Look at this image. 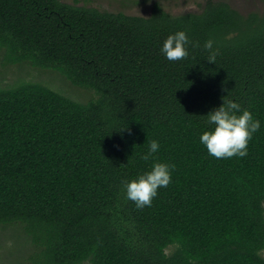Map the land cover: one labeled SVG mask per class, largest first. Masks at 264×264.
<instances>
[{
    "label": "trees",
    "instance_id": "16d2710c",
    "mask_svg": "<svg viewBox=\"0 0 264 264\" xmlns=\"http://www.w3.org/2000/svg\"><path fill=\"white\" fill-rule=\"evenodd\" d=\"M177 31L198 47L169 62L160 49ZM0 55L96 93L82 102L40 82L0 86V225L25 229L22 264H264V8L205 0L174 14L156 1L143 16L0 0ZM222 98L260 121L243 158L200 143ZM157 162L175 165L172 182L137 209L125 181Z\"/></svg>",
    "mask_w": 264,
    "mask_h": 264
},
{
    "label": "clouds",
    "instance_id": "9594fccd",
    "mask_svg": "<svg viewBox=\"0 0 264 264\" xmlns=\"http://www.w3.org/2000/svg\"><path fill=\"white\" fill-rule=\"evenodd\" d=\"M190 46L198 47L185 31H177L167 36L160 51L169 62H178L188 58ZM204 48L209 52L207 61L215 63L218 51L213 50V42L206 41ZM222 100L219 107L206 115L207 124L214 127L200 135V143L210 156L217 159L243 158L248 154L249 141L260 130V121L254 119L250 111L242 109L235 100ZM159 149L160 143L151 141L148 152L142 158L148 161ZM174 169L173 164L157 162L150 171L136 179L125 181L126 199L134 202L137 209L151 207L153 199L158 195V189L166 188L172 182Z\"/></svg>",
    "mask_w": 264,
    "mask_h": 264
},
{
    "label": "rangeland",
    "instance_id": "374dc122",
    "mask_svg": "<svg viewBox=\"0 0 264 264\" xmlns=\"http://www.w3.org/2000/svg\"><path fill=\"white\" fill-rule=\"evenodd\" d=\"M97 7L101 10L124 12L147 16L156 1H161L166 10L178 14L188 11H200L205 0H62ZM241 13L263 11L264 0H224ZM0 55V86L8 87L21 81L40 82L75 100L90 101L96 97L94 90L74 85L60 71L52 68L32 67L26 63L8 64ZM8 226V225H5ZM31 252V246L20 226L4 227L0 225V264H22ZM264 255V252H263Z\"/></svg>",
    "mask_w": 264,
    "mask_h": 264
}]
</instances>
